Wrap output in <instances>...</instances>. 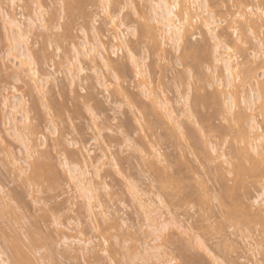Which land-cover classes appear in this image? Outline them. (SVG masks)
<instances>
[{
    "label": "rangeland",
    "instance_id": "rangeland-1",
    "mask_svg": "<svg viewBox=\"0 0 264 264\" xmlns=\"http://www.w3.org/2000/svg\"><path fill=\"white\" fill-rule=\"evenodd\" d=\"M34 1L17 0L14 6V2L10 1L11 6L9 0H0V135L5 141V145L0 142V253L4 254L3 259L12 264L20 245L28 252L26 254L33 260L31 262L37 264H162L156 258L159 254L156 247L163 245L159 250L166 254L165 260L173 259L177 264H264V197L259 198L262 186L256 182L257 179H251L254 176L239 182L236 179V182V173H230L235 172L238 164L243 165V161L246 167L251 166L252 160L258 161L257 154H253L255 160L236 151V148L240 150V146H237L238 122L242 124L253 116L257 117L264 132V119L261 116L264 105L255 101L253 110L249 111L239 102L241 110H236L241 111L240 115L245 114L244 121L238 119L239 115H226L223 100L228 101V88H225L227 95L220 89L225 97L218 96L221 99L218 101L213 98L218 87H214V83L213 86L209 85L214 79L209 78L208 82L205 78L208 75L212 79L217 67L211 54L214 44L200 22L188 35L185 42L188 46L184 44V49L176 50L175 42L167 40L165 57L160 54L159 58L160 51L156 52L153 41L142 32L146 27L153 28L155 25L151 21V7L155 0H109L112 17L121 13L117 23L122 21L124 24L116 30L117 35L126 39L130 53L139 62L146 60V66L152 63L151 68H147L151 79L145 78L146 81L142 82V78H136L132 72L128 48H121L113 41L115 32L109 17L102 13V0H36L45 10L43 19L48 30H42L39 22L31 32L28 30L29 18L39 13ZM208 2L214 11L215 26H219L224 42L232 47L231 55L239 54L237 61L241 64H236L240 66L248 62L255 74L257 69V80L252 78L250 82L254 83L252 88L256 89L255 82L264 79V65H261L264 63V48L260 47L264 45V16L258 12V15L252 16L249 23L253 25L254 20L259 29L254 27L256 30L252 31L250 28L249 32L250 24L247 22L244 27L243 20L238 18V11L248 6L264 5V0ZM9 9L11 15H15L18 23L23 25V30L31 32L28 33L29 47L38 77L22 74L17 59L12 57L15 53L10 51L5 37V28L10 26L5 23L4 15L8 14ZM203 11L198 9L201 12L198 15L207 20L208 14ZM56 26H62V32L56 33ZM236 28L240 40L244 39V45L237 42ZM95 30L100 39L107 43V55L113 65L124 64L128 69L119 82L114 79V70H108L100 62L97 51L90 56L94 61L85 56L80 57L82 61L78 63L81 64L75 61L73 48L77 46L82 50L88 39L95 43ZM50 41L55 47L50 46ZM207 43L208 48L205 47ZM238 43L240 46L236 47ZM192 44L197 47L203 45V50H198L199 54L196 52L190 58L191 54L185 48ZM204 48L210 51L206 52ZM235 48H238V53ZM114 49L117 50L115 54ZM249 65L248 70L251 69ZM244 67H238V72L244 71ZM223 70L220 66L216 72L225 79ZM242 73L246 74L245 71ZM49 75L52 77L50 80L47 79ZM201 78H205V82ZM239 78L235 86L240 84V89L242 79L238 81ZM41 80H44L43 93L35 87L41 88ZM115 82L120 83L130 95H137L141 86L149 91L162 92L169 98L177 115L185 111L189 96L187 110H191L195 119L180 121L185 130L183 140L179 135L173 137L167 131H160L159 121L129 108V100L115 93V89H118ZM248 83L245 86H249V90ZM107 86L111 88H105ZM14 96L25 101L29 124L37 126L34 130L37 133L29 134L35 144L33 157H29L24 144L11 135L12 126L26 115L23 109L16 113L13 111L11 103L16 99ZM45 103L48 111H45ZM117 104H124L125 107L117 108ZM89 109L97 117L96 120H93ZM231 117H235L232 124ZM126 139L133 143L125 146ZM206 145L207 148L212 146L211 149L217 147V150H221L217 153L226 154L225 158L214 153L215 150L206 149ZM157 146L163 162L145 158V155L153 156L152 148ZM5 147L9 149L8 154ZM102 154L115 157L120 164V188L109 195L97 193L98 198L93 199V204L91 201L87 208L88 199L71 181L69 169L83 171L87 165V177L95 186L99 181L95 179L93 165L101 159ZM40 156L43 162L48 163L46 165L45 162L46 170L50 171L48 166L51 170L55 168L53 171L58 185L55 183L51 186L53 173L49 171L51 182L45 175L46 182L43 181L42 186H32L25 181V175L19 170L26 169L25 174H30V163L41 159ZM13 161H17V164ZM65 162L67 167L64 166ZM130 185L139 188V193H130ZM228 187L229 190L233 187L234 190L230 191L232 194L235 192L233 196L230 192V195L223 192ZM109 188H112L111 184ZM221 197L224 202L220 206ZM89 208L93 209L92 213ZM162 222L167 223L170 229L164 233L167 236L165 239L156 241L153 229ZM33 235L37 243L31 248L35 242ZM65 238L69 243L65 242ZM164 254L161 255L163 258Z\"/></svg>",
    "mask_w": 264,
    "mask_h": 264
},
{
    "label": "bare ground",
    "instance_id": "bare-ground-1",
    "mask_svg": "<svg viewBox=\"0 0 264 264\" xmlns=\"http://www.w3.org/2000/svg\"><path fill=\"white\" fill-rule=\"evenodd\" d=\"M14 2V4H13V6L15 5V3H17V0H9V3H10V5H11V2ZM16 1V2H15ZM21 1V0H20ZM36 1V0H35ZM34 1V3H36ZM39 2V1H38ZM102 2H103V4H105V3H107L109 6H110V1L109 0H102ZM101 2V3H102ZM37 4V3H36ZM102 4V5H103ZM38 5V4H37ZM40 5V4H39ZM12 6V5H11ZM10 6V7H11ZM198 9H199V11H200V9L201 10H204L203 12L205 13H207L208 14V19L207 20H203V18H201L200 17V15H198ZM13 10V9H12ZM9 11H10V9H9ZM9 11L7 12L8 14H5L4 12V19H5V23L6 24H8L9 26H10V28L8 27V29H7V27L5 28V30H6V35H5V37H6V42L8 43V46L10 47V51H13L14 53H15V55H12L13 53H11V55H12V57L14 58V59H17V61H18V63H19V66H20V72L22 73V74H27L28 76H32L31 75V69L27 66V57L29 56V55H31V57H32V60H33V62H34V57H33V53H32V51H31V49H30V47H29V40H28V36H29V34L32 32V30H33V28H36V26H35V24L37 25V23H39L40 22V20H39V18H38V12L36 13V14H34L35 16H33V17H30L29 18V21H28V23H29V28L30 29H28L29 31H31L30 33H29V31L27 32V30L26 31H24L23 30V28H22V26L18 23V20L17 19H15L16 17H15V15L13 16V15H11V11H10V14H9ZM213 12L214 11H212V6L211 5H209V2H208V0H157V2H156V0H155V3H154V5L151 7V21L155 24L154 25V27L153 28H149V27H146L145 29H143L142 30V32L143 33H146L147 35H148V37L150 38V40L151 41H153V44H155V45H153V46H155L156 47V49L155 50H157L156 52H158V50L160 51V53H159V58H160V54L163 56V57H165V55L164 54H166V52H165V47H166V44H168L167 43V40H168V42H169V40H170V42H175L174 44H176V46L178 47L176 50H179V48H181L184 44H185V46H188L189 44H187L186 45V41H187V37H188V35H190V32L191 31H193V30H195L196 29V25H197V23L198 22H200V25H202V27H204L205 28V30L207 31L206 33L208 34V35H210V37H211V43H213L214 44V46H213V44H212V46H213V51H211L212 53V56L214 57V60H213V63L215 62V64H213V65H215L217 68V70L216 71H218L219 69H220V66L221 67H223V73L225 74L224 76H225V79H223V77H221L216 71H214V73H212V79H211V76L209 77L208 75H205V78H206V81L208 80V82H209V78H210V80H213L214 79V81H212L209 85H211V86H213L214 84H215V86L214 87H218V91H217V89H215L218 93L216 94V91H215V94H214V96L215 97H213V98H216V100H218V101H221V99L218 97V96H220V95H222V93H224L225 92V88L228 90V92L227 93H229L228 95H229V97L227 98V100L228 101H225V100H223L224 102V106H223V111L226 113V115H228V114H230L229 115V117L232 115V116H235V115H239V120H246L245 118V114L243 115V114H241L240 115V113H241V111H237L236 109H240L241 110V107L238 105V103L240 102L244 107H245V110H249V111H251V110H253V106H254V102L255 101H257L258 103H261V105H264V79L262 78V82H255L256 84L255 85H257V88L256 89H253L252 87V84H254V83H250V82H252V80L254 79V81H256L257 80V78H256V76L258 75L257 74V69H256V74L254 73V69L253 68H251V65H249V63L248 62H246V64L247 65H249L248 67H250L249 69L250 70H248L247 69V65L246 64H244L245 62H243V64L242 65H240V66H243V65H245L246 67H244L246 70H248V71H246L245 69H244V71L246 72V74L245 73H242V72H244V71H241V72H238V67H240V66H238V64H241V62H239V61H237L238 60V58H240V57H238L239 56V54H237V55H235V54H233V55H231V52H232V47H230V45H228V44H226L224 41L225 40H223V38H222V36H224L223 35V33H219V26H215V24L217 23L216 21H215V19H214V17L212 16V14H213ZM260 13L261 14V16L263 17L264 16V5L262 4V5H260V6H248V7H246V8H243V11H238V18H241L242 20H243V23H244V27H246V25L249 23V21H251V19H253V17L256 15V13ZM201 13V12H200ZM199 13V14H200ZM258 13H257V15H258ZM121 14V13H120ZM119 14V15H120ZM119 15L118 16H114V17H112V13H111V11H110V16L112 17V18H118L119 17ZM253 16V17H252ZM260 17V16H259ZM261 18V17H260ZM259 18V19H260ZM262 19V18H261ZM260 19V20H261ZM118 20V19H117ZM264 20V19H263ZM43 22H44V19H43ZM120 22V21H119ZM116 23V25L115 26H113L112 25V22H111V19H110V24H111V28H112V30H113V32H115L114 33V43L116 42V44H117V46H119V47H127L128 48V46L126 45V39H124V38H122L121 36H119V35H117V29L119 28V26L121 25H124L123 24V22L121 21V23ZM248 22V23H247ZM253 22V25H251V23H249L250 25L249 26H251V27H249V32L251 31V29H252V31H254V30H256L257 29V25H256V22L253 20L252 21ZM261 22H263L262 20H261ZM257 23H258V21H257ZM255 24V25H254ZM259 24V23H258ZM264 24V23H263ZM261 25V24H260ZM35 26V27H34ZM252 26H253V28H252ZM261 26H263V25H261ZM247 27V28H248ZM254 27L256 28V29H254ZM246 28V29H247ZM251 28V29H250ZM27 29V28H26ZM32 29V30H31ZM258 29H259V27H258ZM96 31V30H95ZM135 31V30H134ZM10 32H12V33H14V35H11V33ZM34 32V31H33ZM29 33V34H28ZM234 33H236V35H237V37H239L238 35V28H236L235 30H234ZM85 35V34H84ZM222 35V36H221ZM21 36H24V37H27V45H22V44H20L19 43V40H20V37ZM242 36L244 37V35L242 34ZM88 37V36H87ZM86 38V37H85ZM94 39H95V43H91V42H89L87 39H84V41L85 40H87V42L85 41L84 42V44H83V49L81 50L79 47H77V46H75V48H73V50L75 49V51H74V53H76V59H77V54H78V57L80 58L81 56L82 57H84L85 56V58L87 57V58H90V56L92 55V54H94L96 51H97V55H98V57H99V60H100V62L109 70H114L113 72H114V79L115 80H117L118 82H119V80L121 79V78H124L125 77V75L128 73L127 71H128V69L125 67V65L124 64H117V65H113V63L110 61V58L108 57V48H107V46H106V44L107 43H104L101 39H100V36H99V34H98V32L96 31L95 32V36H94ZM239 39V41H237V42H239V43H241V45H244L243 44V41L242 40H244L243 38H241V40H240V37L238 38ZM159 41H162V43L160 44V42ZM240 41H242V42H240ZM166 42V43H165ZM236 42V43H237ZM239 43H238V45L236 44V47H238V46H240L239 45ZM191 44V43H190ZM260 44V43H259ZM85 45H87V49H85ZM193 46H190V47H188V49L187 48H185V50L187 51V53L188 54H191L190 55V58H191V56H192V58H193V55L197 52V54H199L198 53V50H199V52H201L200 50H203V45H202V47H200V45H198V47H197V45H194V44H192ZM208 45V43L205 45V47ZM89 46H91V48H89L88 49V47ZM184 46V47H185ZM209 46V45H208ZM208 46H207V48H208ZM262 45H260V47H261ZM93 47V48H92ZM184 47H182L183 49H184ZM235 47V46H234ZM124 48V49H125ZM153 48V47H152ZM93 49H95V52L93 51ZM229 49H231V51H229ZM239 49H241L240 47H239ZM127 50V49H126ZM128 50H129V48H128ZM154 50V51H155ZM184 50V51H185ZM237 50V51H236ZM185 51V52H186ZM204 51H210L209 49L208 50H206L205 48H204ZM235 51L238 53V48L236 49L235 48ZM235 51L233 50V52L235 53ZM92 52H94V53H92ZM130 53V50L129 51H127V53ZM156 52H154L155 54H157ZM184 52V53H185ZM206 52H204V53H206ZM129 53H128V55H129ZM132 53V52H131ZM153 53V52H152ZM240 54H241V51L239 52ZM201 54V53H200ZM203 54V53H202ZM187 55V54H186ZM93 56V55H92ZM161 56V57H162ZM212 56H210L211 58H212ZM81 57V58H82ZM128 57H130L131 58V64H132V66H133V70H132V72L134 73V75L136 76V78H139V79H141L142 78V82H144V81H146V79L148 78H150L149 76V74L150 73H148V71L149 70H147V68L148 67H150V65L152 64H148L149 66H146L147 65V61L145 60L144 61V63L142 62H139L138 61V59L136 58V56L135 55H133V54H131V56L129 55ZM133 57H135V62H133ZM162 57V58H163ZM187 57V56H186ZM188 57H189V55H188ZM81 58L79 59V62H81L82 60H81ZM91 59L92 58H90V61H91ZM98 59V58H97ZM213 59V58H212ZM93 60V59H92ZM96 60V59H95ZM76 61V60H75ZM94 61V60H93ZM99 62V63H100ZM236 63H238V64H236ZM77 64H81V63H77ZM153 65H156V64H153ZM261 65H264V63L263 64H261ZM156 67H157V65H156ZM155 67V68H156ZM151 68V67H150ZM154 68V69H155ZM263 68V67H262ZM253 69V70H252ZM37 71V70H36ZM263 71V70H262ZM261 71V72H262ZM127 72V73H126ZM264 72V71H263ZM262 72V73H263ZM37 73H38V71H37ZM254 73V74H253ZM200 74H201V71H200ZM241 74H242V76H244V78H242V76H241ZM244 74V75H243ZM202 75V74H201ZM208 76V77H207ZM239 76H240V78H239ZM263 77H264V75H262ZM261 76V77H262ZM146 78V79H145ZM205 78H201V79H203L204 80V82H205ZM237 78H239L238 79V81H240V79H242V81H240L241 83H242V85H241V88L239 89L238 88V86L240 85H238V86H235V83H236V80H237ZM253 78V79H252ZM147 79V80H148ZM151 79V78H150ZM149 79V80H150ZM202 80V81H203ZM118 82H115V83H117V86H118V89H115V93H117V95L119 94L120 95V97L122 96V97H124V98H126V99H128V100H130L131 98H132V96L133 95H130L125 89H123L122 87H121V84L120 83H118ZM147 82H149V81H147ZM146 82V83H147ZM249 82V83H248ZM38 83V82H37ZM36 83V84H37ZM102 83V82H101ZM145 83V84H146ZM214 83V84H213ZM247 83L248 84H250V88H249V90L247 89L249 86H245V85H247ZM104 84H105V82H104ZM107 84V83H106ZM112 84V83H111ZM143 84V83H142ZM144 84V85H145ZM101 85H103V83L101 84ZM108 85V84H107ZM114 85V84H113ZM113 85H112V87H113ZM255 85H254V87H255ZM104 86V85H103ZM111 86V85H110ZM117 86H116V88H117ZM150 86V85H149ZM37 89H39L38 88V86H35ZM142 87V86H141ZM105 88H111V87H109V86H107V87H105ZM220 89H222V91H224V92H222V91H220ZM230 89V90H229ZM106 91L107 90H109V89H105ZM231 93H230V92ZM225 95H227L226 94V92H225ZM225 95H222V97L224 96L225 97ZM187 96V95H186ZM16 99L15 100H12L13 101V103H11V107H12V109H16V111H20V109H23V111H25V106L26 105H21L20 104V101H21V99L19 98V99H17V97L16 96H14ZM14 97H13V99H14ZM4 98H5V96H4ZM7 98V97H6ZM188 98H189V96H188ZM188 98H187V101H186V104L185 105H187L188 103ZM183 99V98H182ZM9 100V99H8ZM23 100V99H22ZM184 100V99H183ZM259 100H261V101H259ZM4 102V101H3ZM5 102H7V100H5ZM7 103H9V102H7ZM6 103V104H7ZM263 103V104H262ZM6 104H4L5 105V107H6ZM190 105V104H189ZM189 105H187V106H189ZM9 106V105H8ZM191 107V106H190ZM225 108V109H224ZM255 108V107H254ZM191 109V108H190ZM174 111V110H173ZM188 111H189V109H188ZM191 111V110H190ZM237 111V112H236ZM16 113V112H15ZM18 113V112H17ZM24 113H26V115L23 117V119L19 122V123H15L12 127H13V134H11L12 136H14V137H16V138H18L17 140H20L21 142V144H24V149H26L27 150V152L29 153V157H33V155H35L34 154V152H33V150H35L34 148H35V144H33L34 142H33V140H31V138L29 137V134H32L33 132L34 133H37V132H35L34 130H36L35 128L37 127V126H31L30 124H29V116L27 115V112L25 111ZM228 113V114H227ZM237 113V114H236ZM243 113V112H242ZM193 114V113H192ZM259 115H261V114H259ZM264 115V114H263ZM263 115H261L262 116V118L264 119V117H263ZM194 116V115H193ZM253 115H251V117H252ZM258 116V115H257ZM260 116V117H261ZM245 117V118H244ZM250 117V118H251ZM232 118V117H231ZM244 118V119H243ZM210 119V118H209ZM208 119V121H210ZM237 119V118H236ZM204 120V119H203ZM233 120H235V117H234V119L232 118V121H230L231 122V124L233 123ZM249 119H247L246 121H244V123L242 122V124H240V121L238 122L239 123V128H238V138L235 136V138H237V140H238V145L237 146H240V150H237V148H236V151H239V154L241 155V156H249L250 158H251V156H252V158L251 159H255V158H253L254 157V155L253 154H257V155H255V156H257V157H259V158H257V160L258 161H254V160H252V164H251V166H248L247 165V167H246V164H245V162L243 161V165L242 164H238L236 167H235V172H230V173H236L235 174V176H236V178L234 179V181H236V179H237V181L238 180H244V178H246L247 177V179H249V178H251V177H255L256 176V178H251V179H257V180H259V181H257L256 180V182L258 183V184H260V186H262V189H261V193L262 194H260L259 195V198H263L264 197V153L262 152V150L264 151V132H263V130H262V127H261V124L259 123L260 121H258L259 119L257 118V117H252L251 118V120H249ZM156 121V120H155ZM238 121V120H237ZM248 121V122H247ZM15 122V121H14ZM13 122V123H14ZM205 122V121H204ZM263 122H264V120H263ZM12 123V124H13ZM196 123V122H195ZM210 123V122H209ZM150 124H152V123H150ZM230 124V125H231ZM155 125H156V123H155ZM181 125V124H180ZM197 125V124H196ZM235 125H236V123H235ZM182 126V125H181ZM237 127H238V124H237ZM182 128V127H181ZM215 128V127H214ZM218 128H220L221 129V127H218ZM183 129V128H182ZM216 129H217V127H216ZM230 129H231V126H230ZM218 130V129H217ZM232 130H233V128H232ZM234 132H236V129L234 130ZM221 133V132H220ZM0 134H2V133H0ZM195 137V136H194ZM233 141H236V140H233ZM0 142H1V144L2 145H5V141H4V137H2V135H0ZM33 142V143H32ZM204 145H205V142H204ZM210 146V145H209ZM209 146H208V148H207V145L205 146L206 147V149H210L212 152H213V150H215L214 151V153H217V151H219V150H217V147H214L213 146V148L211 149V147L209 148ZM235 147V146H234ZM259 147H261V150H259ZM216 148V149H215ZM5 150L7 149V147H5L4 148ZM203 149H205V148H203ZM8 150L9 149H7L6 151H7V154H8ZM221 151V150H220ZM219 151V152H220ZM235 151V150H234ZM260 151V152H259ZM208 152H209V150H208ZM36 153V152H35ZM210 154V153H209ZM217 154H219V156L220 157H223V158H225V155H221V153H217ZM238 154V153H237ZM252 154V155H251ZM43 156V155H42ZM236 156H238L239 157V155H236ZM41 157V156H40ZM220 157H219V159H220ZM227 157V156H226ZM241 158V157H240ZM246 159L248 158V157H245ZM250 158H248L250 161H251V159ZM46 159V158H45ZM222 159V158H221ZM14 160V159H13ZM43 160V157H41V159L40 158H38V159H36L34 162H32V163H30V174H25V170H19L20 172H22L24 175H25V178H26V182L27 183H30V185H37V186H42V182L47 178V180L49 179V181L51 182V180H50V177H51V175H48V172L47 171H49L48 169L46 170L45 168V166L48 164L45 160V162H46V165H45V162H43L42 161ZM256 160V159H255ZM241 161V160H240ZM14 163H16L17 161H13ZM13 162H11V163H13ZM231 162V161H230ZM230 162H227L228 164H230ZM247 163H248V160H247ZM17 164V163H16ZM245 164V165H244ZM14 165V164H13ZM232 165V164H231ZM17 166V165H16ZM48 168L50 169V171H49V173L50 174H52L53 173V176L55 175V172L53 171V170H55V168L53 167V170H51V167H49L48 166ZM234 169V168H233ZM28 170V169H27ZM45 170H46V174H45ZM77 169H72V170H70L69 169V173H71L72 175H71V181H72V176H74V175H77V171H76ZM24 171V172H23ZM26 172H28V171H26ZM22 173H21V175H22ZM29 175V176H28ZM46 175V176H45ZM46 178H45V177ZM50 176V177H49ZM53 176H52V185L51 186H53V184H55L56 183V185H58V183H57V181H58V179H57V177H55L54 176V178L55 179H53ZM57 176V175H56ZM24 178V179H25ZM259 178V179H258ZM23 179V180H24ZM54 180V181H53ZM57 180V181H56ZM56 181V182H55ZM236 181V182H237ZM26 182H25V184H26ZM44 182H46V181H44ZM43 182V183H44ZM236 182H234V185L236 184ZM239 182V181H238ZM93 184L92 182H91V180H89L88 179V177L87 176H85V177H83V179L82 180H80L79 181V184H82L83 185V188L80 190V191H82V193L81 194H83V195H86L85 197L88 199V201L86 200V203L87 202H89V206H87V208L88 207H90V204H91V201L94 199L95 200V198L97 197L98 198V196L96 195H90V189L88 188V185L89 184ZM241 183V182H240ZM76 185H77V188H78V184L76 183ZM240 185H242V183L240 184ZM236 186V185H235ZM239 186V185H238ZM57 187H59V186H57ZM226 187V186H225ZM51 188H53V187H51ZM54 188L55 189H57L56 188V186L54 185ZM233 188V187H232ZM231 188V189H232ZM236 188H237V186H236ZM50 189V188H49ZM225 189V188H224ZM231 189L229 190V187L226 189V191H223V192H227L226 194L227 195H230V193H231V195L233 196L234 194H235V192H234V194H232V192H230L231 191ZM238 189V188H237ZM232 190H234V189H232ZM228 192H230L229 194H228ZM224 193V194H225ZM225 194V195H226ZM82 195V196H83ZM222 195V194H221ZM224 195V199H226V196ZM81 196V197H82ZM20 197V196H19ZM84 197V196H83ZM84 197V198H85ZM228 197V196H227ZM96 198V199H97ZM222 198V197H221ZM233 199V198H232ZM235 199V198H234ZM93 200V201H94ZM218 200H221L220 198L218 199ZM228 200V199H227ZM84 201H85V199H84ZM93 201H92V204H93ZM222 201H223V198H222V200H221V202H219L220 203V206H221V203H222ZM224 202V201H223ZM161 203H163L162 201H161ZM238 203V202H237ZM239 204V203H238ZM87 205H88V203H87ZM223 205V204H222ZM91 208H93V207H91ZM91 208H89V210L91 209ZM233 208H235V206L233 207ZM236 209V208H235ZM243 209V208H242ZM241 209V210H242ZM88 210V211H89ZM234 210V209H233ZM92 211H93V209H91L90 210V212L92 213ZM238 211V210H237ZM240 211V210H239ZM243 212V211H242ZM90 213V214H91ZM236 214H238L237 212H235ZM234 212H233V214H235ZM147 214H149V217H151V215H150V213H147ZM151 214H153V212H151ZM237 216V215H236ZM149 219V218H148ZM149 220H151V219H149ZM152 220H153V218H152ZM245 221H246V219H244ZM168 224L167 223H163L162 222V224H159V225H155L154 226V228L155 229H153V234L154 235H156V241H159L161 238H163V239H165L167 236H166V234H164L167 230H169L168 229ZM182 229V228H181ZM166 233H168V232H166ZM183 233V232H182ZM186 232H184V234H185ZM64 233H62L61 235H63ZM66 235H64V237H65ZM163 236V237H162ZM165 236V237H164ZM64 237H63V239H64ZM69 237V236H68ZM34 238V239H33ZM32 239L35 241V236L33 235L32 236ZM70 239V238H69ZM33 240H32V242H33ZM65 242H67V243H69V240H68V238H65ZM18 242V245H19V240L17 241ZM34 244L32 245L31 244V248H34L35 247V244L37 243V240L35 241V242H33ZM67 243H65V244H67ZM20 246V245H19ZM18 246V248L19 249H17V251L15 250V248H17L16 246H15V248H12V250L14 249L15 251H16V253L17 254H21V256L23 255L22 253H25L23 256H22V258H20L21 256H18L17 257V254H15V257H14V260H13V263L12 264H37L35 261V263L34 262H31V260L32 259H30V256H27V254L26 253H28V252H26V250H24L23 248H21V246L19 247ZM69 247V246H68ZM156 247V246H155ZM155 247L153 248L154 250H155ZM159 248H163V245H160L159 247L157 246L156 247V250L158 249V251H157V253H159V254H157L156 255V258L158 257L162 262H160V263H162V264H177L176 262H175V260H173V259H171L170 261H166L165 259V257H166V254H164V252H163V254H164V258H163V256H161V255H163L162 254V251H160L159 250ZM20 249H21V251H20ZM71 249V248H70ZM71 250H73V249H71ZM15 251H13L14 253H15ZM19 251V252H18ZM2 253V252H1ZM0 253V263L1 264H9L7 261H5L4 259H3V257L2 256H4V254H1ZM154 256V255H153ZM26 258V260H25V263H23V260ZM163 259V260H162ZM33 261V260H32Z\"/></svg>",
    "mask_w": 264,
    "mask_h": 264
},
{
    "label": "clouds",
    "instance_id": "clouds-1",
    "mask_svg": "<svg viewBox=\"0 0 264 264\" xmlns=\"http://www.w3.org/2000/svg\"><path fill=\"white\" fill-rule=\"evenodd\" d=\"M44 80H41V87L43 88ZM168 105V111L163 110L164 104ZM117 108L125 107L124 104H117ZM127 106L133 111H141L145 115L150 116L152 119L160 122V131H167L173 137L179 135L180 139L183 140L185 135V130L181 128L180 121L185 119H195L187 110L185 105V111L180 112L178 115L173 111L172 104L162 92L160 91H149L146 87H141L138 90L137 95H133L132 98L127 101ZM179 107V103L177 104ZM45 111H48V105L44 104ZM133 142L130 139L124 141L125 146L131 145ZM139 150V149H138ZM153 156L145 155L146 159H153L157 162H163L164 158L160 153L159 147L152 148ZM141 154L144 153L141 150ZM95 170V179L99 181L98 184L93 186L91 183L88 185L90 189V195H95L97 193H102L104 195H109L114 189H119L118 180L121 178V167L115 157L109 155H103L94 165ZM70 175V174H69ZM72 175V174H71ZM89 175V168L85 165L83 171L79 169L77 175L72 176L74 183H77L78 191L83 188L82 184H79V181L83 177ZM109 184L112 185V188H109ZM130 193H139V188L130 185L128 188Z\"/></svg>",
    "mask_w": 264,
    "mask_h": 264
},
{
    "label": "snow or ice",
    "instance_id": "snow-or-ice-1",
    "mask_svg": "<svg viewBox=\"0 0 264 264\" xmlns=\"http://www.w3.org/2000/svg\"><path fill=\"white\" fill-rule=\"evenodd\" d=\"M37 7L39 8L38 18H39V20H40V27H41L42 30L47 31V30H48V29H47V25L43 22V17L46 15L45 10H44L43 7L40 6V5H37ZM61 7H63V5H62ZM102 13H103V15L108 16L109 19H111V22H112V25H113V26L116 25V23H117V19H118V18H112V17L110 16V6H109L107 3H105V4L102 6ZM62 19H63V18H61V24H62ZM62 30H63V29H62V26H56V27L54 28V31H55L56 33H60V32H62ZM27 42H28V41H27V37H24V36H21V37H20V40H19V43H20V44H22V45H27ZM50 46L55 47V45H54L51 41H50ZM261 47L264 48V45H262ZM85 49H87V45H85ZM93 51H95V49H93ZM116 51H117V50L114 49V50H113V54H115ZM229 51H231V49H229ZM129 54L131 55V53H129ZM10 55H11V53H10ZM78 62H79V57H78V54H77V60H76V63H78ZM133 62H135V57H133ZM27 66L31 69V75H32L33 77H38V73H37V71H36V67H35V64H34V62H33V60H32L31 55H29V56L27 57ZM81 71H82V69H81ZM47 79L50 80V79H52V77L49 75V76L47 77ZM38 91H40L41 93H43V92H44V89L41 87V88L38 89ZM24 103H25V101H23V100L20 101V104H21V105H23ZM163 110H164L165 112L168 111V105H167L166 103L163 105ZM13 111L15 112L16 109L14 108ZM89 113L93 116V120H96V119H97V117L94 115V113L91 112V109H89ZM53 127H54V125H53ZM64 166L67 167V162H65ZM78 171H79V169H77V172H78ZM69 174L71 175V173H69Z\"/></svg>",
    "mask_w": 264,
    "mask_h": 264
}]
</instances>
